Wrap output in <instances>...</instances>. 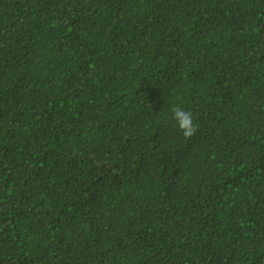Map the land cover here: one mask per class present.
Instances as JSON below:
<instances>
[{
  "label": "trees",
  "instance_id": "16d2710c",
  "mask_svg": "<svg viewBox=\"0 0 264 264\" xmlns=\"http://www.w3.org/2000/svg\"><path fill=\"white\" fill-rule=\"evenodd\" d=\"M0 264H264V0H0Z\"/></svg>",
  "mask_w": 264,
  "mask_h": 264
},
{
  "label": "clouds",
  "instance_id": "9594fccd",
  "mask_svg": "<svg viewBox=\"0 0 264 264\" xmlns=\"http://www.w3.org/2000/svg\"><path fill=\"white\" fill-rule=\"evenodd\" d=\"M172 115L185 138H191L196 134L198 126L194 123L191 111H185L183 108L177 106L172 109Z\"/></svg>",
  "mask_w": 264,
  "mask_h": 264
}]
</instances>
